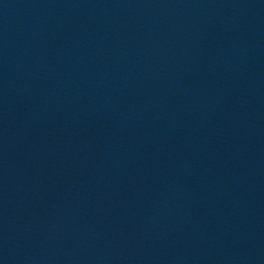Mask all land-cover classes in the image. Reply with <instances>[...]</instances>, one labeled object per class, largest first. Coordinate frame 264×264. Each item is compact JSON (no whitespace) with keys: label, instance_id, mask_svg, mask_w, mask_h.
<instances>
[{"label":"water","instance_id":"95a60500","mask_svg":"<svg viewBox=\"0 0 264 264\" xmlns=\"http://www.w3.org/2000/svg\"><path fill=\"white\" fill-rule=\"evenodd\" d=\"M0 264H264V0H0Z\"/></svg>","mask_w":264,"mask_h":264}]
</instances>
